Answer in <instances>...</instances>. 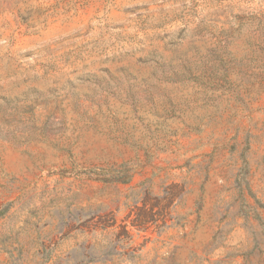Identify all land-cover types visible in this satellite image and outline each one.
<instances>
[{"label":"rangeland","instance_id":"1","mask_svg":"<svg viewBox=\"0 0 264 264\" xmlns=\"http://www.w3.org/2000/svg\"><path fill=\"white\" fill-rule=\"evenodd\" d=\"M0 264H264V0H0Z\"/></svg>","mask_w":264,"mask_h":264},{"label":"trees","instance_id":"2","mask_svg":"<svg viewBox=\"0 0 264 264\" xmlns=\"http://www.w3.org/2000/svg\"><path fill=\"white\" fill-rule=\"evenodd\" d=\"M128 163L121 164L117 169L115 168H83L77 170V167L71 170L63 169L62 173L65 175H87L89 177L95 178L97 180L112 182V181H123L127 182L130 180L131 176L128 175Z\"/></svg>","mask_w":264,"mask_h":264}]
</instances>
